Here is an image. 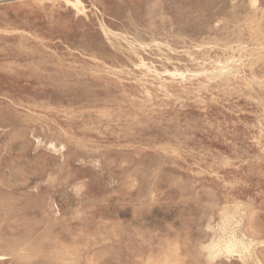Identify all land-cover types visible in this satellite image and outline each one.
Listing matches in <instances>:
<instances>
[{
	"label": "rangeland",
	"instance_id": "1",
	"mask_svg": "<svg viewBox=\"0 0 264 264\" xmlns=\"http://www.w3.org/2000/svg\"><path fill=\"white\" fill-rule=\"evenodd\" d=\"M0 264H264V0H0Z\"/></svg>",
	"mask_w": 264,
	"mask_h": 264
}]
</instances>
